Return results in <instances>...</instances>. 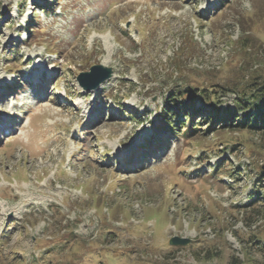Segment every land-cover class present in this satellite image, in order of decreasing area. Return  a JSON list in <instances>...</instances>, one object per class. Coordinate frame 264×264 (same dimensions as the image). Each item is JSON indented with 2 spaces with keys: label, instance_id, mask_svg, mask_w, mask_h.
<instances>
[{
  "label": "rangeland",
  "instance_id": "374dc122",
  "mask_svg": "<svg viewBox=\"0 0 264 264\" xmlns=\"http://www.w3.org/2000/svg\"><path fill=\"white\" fill-rule=\"evenodd\" d=\"M255 72L264 0H0V264H264V132L186 92Z\"/></svg>",
  "mask_w": 264,
  "mask_h": 264
},
{
  "label": "trees",
  "instance_id": "16d2710c",
  "mask_svg": "<svg viewBox=\"0 0 264 264\" xmlns=\"http://www.w3.org/2000/svg\"><path fill=\"white\" fill-rule=\"evenodd\" d=\"M243 79H246L245 82H236L233 84L234 87L230 88V90L236 95V107L234 110H224L221 108L217 94V88L219 87H216V85L208 88H199L194 85H189L187 88L188 90H185L186 92H190V95L194 100L196 99V95H199L210 105L211 110H209L207 119L202 120L203 122L207 123L212 119V121L214 120L212 122L213 125L216 126L217 124H220L221 129L232 127L241 130L247 129L251 132H264V75L255 72L248 78L243 77ZM179 92H181V90ZM179 95L180 94H176V96ZM171 100L173 101L174 98ZM192 103L194 104L195 101H192ZM178 109L183 110L182 114L186 116V120L189 121L190 119V132L201 130L195 127L197 123L192 120L193 115L198 114L197 109L194 108V106H187L186 103L180 105L179 108H167L163 119L170 124L169 128H174L172 130H177V132H179V128L187 126L186 122H181L179 126V122L174 123L171 121L172 116L177 115ZM167 111L170 112L168 115ZM197 125L201 124L198 123ZM261 199H264V197Z\"/></svg>",
  "mask_w": 264,
  "mask_h": 264
},
{
  "label": "water",
  "instance_id": "95a60500",
  "mask_svg": "<svg viewBox=\"0 0 264 264\" xmlns=\"http://www.w3.org/2000/svg\"><path fill=\"white\" fill-rule=\"evenodd\" d=\"M112 68L102 64L94 65L89 71L81 72L77 76V82L84 91H92L98 89L105 81L113 77ZM188 238H180L175 236L171 238L170 244L173 246H187L190 243Z\"/></svg>",
  "mask_w": 264,
  "mask_h": 264
},
{
  "label": "bare ground",
  "instance_id": "6f19581e",
  "mask_svg": "<svg viewBox=\"0 0 264 264\" xmlns=\"http://www.w3.org/2000/svg\"><path fill=\"white\" fill-rule=\"evenodd\" d=\"M61 94H62V92L60 91L59 95H61Z\"/></svg>",
  "mask_w": 264,
  "mask_h": 264
}]
</instances>
